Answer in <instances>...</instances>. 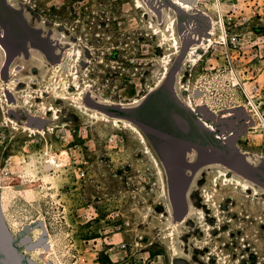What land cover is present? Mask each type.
<instances>
[{
  "label": "rangeland",
  "instance_id": "obj_1",
  "mask_svg": "<svg viewBox=\"0 0 264 264\" xmlns=\"http://www.w3.org/2000/svg\"><path fill=\"white\" fill-rule=\"evenodd\" d=\"M229 1L220 6L218 0H201L199 11L182 13L171 0H0V205L24 257L19 240L38 239L43 231L36 226L42 222L53 244L50 262L94 264L82 241L98 235L111 211H120L135 237L164 264H264V75L263 104L241 106L248 119L239 150L205 128L188 106L190 100L196 109L222 111L246 104L224 66L222 40L206 41L214 20L217 32L223 30L220 15L229 17ZM259 1L263 21H253V29L264 51V0ZM171 21L179 52L162 40ZM205 42L209 47L202 57L188 63L192 48ZM12 70L18 81L39 83L15 89L34 93L32 106L26 104L30 113L21 107L25 100H13L5 88L17 82L9 78ZM54 73L72 84L78 77L80 87L70 92L87 108L79 96L76 103H55L49 94L36 98L39 86L55 87ZM199 86L206 93L195 98ZM6 92L11 104L20 106L16 113L8 110ZM43 103L56 107L57 120L35 117ZM93 110L103 117L93 118ZM254 110L259 128L248 124ZM109 116L132 122L140 134ZM220 169L246 180L248 188L224 186ZM11 176L19 178V188L3 184ZM167 191L173 220L187 216L190 204L206 211L212 228L204 230L190 215L170 237ZM89 205L97 207L98 223L79 218ZM40 256L32 257L42 262Z\"/></svg>",
  "mask_w": 264,
  "mask_h": 264
},
{
  "label": "built area",
  "instance_id": "obj_2",
  "mask_svg": "<svg viewBox=\"0 0 264 264\" xmlns=\"http://www.w3.org/2000/svg\"><path fill=\"white\" fill-rule=\"evenodd\" d=\"M218 1L221 6V0ZM229 3V17L225 19L221 14L222 32L225 38L220 41L226 57L224 66L233 77L232 83H237L234 86H239L246 104L214 111L217 112L216 115L220 116L241 106L252 107V101L255 104L256 102L263 104L260 100L262 89L259 78L264 75V51L260 49L256 40L258 36L253 29V21H263V13L259 9L260 1L231 0ZM247 76L250 77L246 79ZM235 79L236 82H234ZM247 82L252 84L250 88L246 87L245 83ZM197 89L201 91V97H204L206 88L199 86ZM79 218L85 224L98 223L101 220L97 207L93 205L81 209ZM102 222L103 226L99 229L96 237L82 241L85 253L92 255L94 264H104L103 260L106 264H164L162 260L153 257L151 252L146 250L149 248V244H145L142 239L135 237L136 230L132 229L131 221L126 219L120 211H111ZM47 237L49 241V230ZM52 249L53 244H50L49 250ZM46 264L56 263L51 261Z\"/></svg>",
  "mask_w": 264,
  "mask_h": 264
},
{
  "label": "bare ground",
  "instance_id": "obj_3",
  "mask_svg": "<svg viewBox=\"0 0 264 264\" xmlns=\"http://www.w3.org/2000/svg\"><path fill=\"white\" fill-rule=\"evenodd\" d=\"M171 1L173 2V4L175 6H177L178 10L180 12H182V13H190L192 11H199L198 10L199 0H198V3L197 4H195V3L184 4L182 2V0H171ZM175 23L176 22H173V21H171L169 23V29L167 30V32L169 34H164L162 36V40H163V42H164L165 45L168 44L169 49H171L173 52H179V50H180V48H179V40H178V36H177V33H176V28H175L176 24ZM210 27H211L210 28L211 30H210V32L207 33L208 39L206 41H210V43H212L213 40H215V39H219V40H224L225 39L224 38V33L222 31L220 33L217 32V21L216 20H214L213 22L210 23ZM222 28H223V26H222ZM198 37H199V35H198ZM208 47L209 46H208L207 42H205L204 44H202L200 46H195L194 48H192V50L189 52L188 56L186 55L187 58H188L187 59V62L188 63H194V62L198 61L199 58L202 57L203 53L206 52V50L208 49ZM200 51H202V52H200ZM2 56L4 58L7 56V54H6L5 51H4V53H3ZM166 61H167V59L164 60V63H166ZM15 72H16L15 70H12L9 73V78H13V80L16 81L17 79H16ZM5 73H8V72H5ZM74 77L76 78V80L72 84L71 80H69L68 78H66V77H59L56 73L52 74L51 80H52V82H55L56 81L55 87L54 88H49L46 91L41 86H39V89H36L35 90V94L38 95L36 98L45 99L46 98V95L49 94L51 96L50 98H52L55 101V103L65 102L67 100H71V101L73 100V102H74L75 100L78 99V96L79 95L72 94L70 92L71 91V87H80V83L77 82V78L78 77L76 75H74ZM2 80H4V78H3V76H1V72H0V83H3ZM22 84H26L28 89H32L34 85H37L39 83H36V81L34 82V80H32V79H26V80H23V81H21V80L18 81L17 80V82H12V83L5 84V85H7V86H5V88H7V91H9V94H11V96L13 97V100L17 101L18 99H21V98L24 99L25 100V105H23L21 107L27 108V109H25V111L27 113H30L31 111H30V109H28L27 105L29 104V108L32 106L31 104H33L32 103L33 101H31V100H33L32 98H34V93H32L31 91L28 90V91L24 92L25 94L24 93L18 94L15 89L19 88ZM2 86H3V84H2ZM5 95H6L5 97H6V100H7L6 101L7 102V105L9 106V109L8 110H10V114L16 113L19 110V109L16 110V108H18V107L20 108V106H15L14 104H11L12 102L9 101L10 99H9V96H8L7 92H6ZM78 101H80L81 106L85 107L84 106V103H83L82 97L80 98V96H79V100ZM34 103H36V102H34ZM74 103H76V102H74ZM102 103H105L107 106L115 105L113 102H110V101H107V100L103 101ZM251 103H253V102H251ZM46 105H45V103H43V104H41V107L39 106L41 108L40 110H42L41 111L42 113H40L41 115H35V117L38 118V119H41L42 121L54 122L55 120H57L59 118L58 117L59 114L55 111L56 110V107L46 108ZM117 105L119 107H121V108H127V106L122 105V104H117ZM188 106L190 108H192L191 111L195 115H199V114H197L196 107H193V106L191 107V101L190 100H189ZM83 107L81 109H83ZM85 108H87V107H85ZM242 108L244 109L245 107H242ZM88 110H90V109H88ZM54 111H55L54 115L52 117H50V112H54ZM90 112H92V115H93L92 117L93 118L94 117H97V118L98 117L99 118L103 117V115L100 114L96 110H93V111H90ZM211 112H213L215 114L214 111H211ZM252 112L254 113V116L251 115L248 112L249 122L250 123H253V125H256V127L259 128L260 122H259V117H258V114H257L258 111L256 112V110H254ZM245 116H246V113H245ZM220 117L223 118V119H228V118H231L232 117V114L228 112V114H224L223 116L221 115ZM108 119L110 121H112L113 123H115V124L122 123L124 126H126L127 128H129L130 130H132L134 133L136 132L137 134H140L139 128L136 125H134L132 122H129V121H126V120L122 119V117L119 118V117L109 116ZM198 119H199V121L202 123V125L205 128L209 129V131L218 133L217 129L214 127V125L212 123H209V122L204 121L201 116ZM12 120L13 119L9 118V121H12ZM262 120L264 121V119H262ZM25 129H27V128H25ZM220 137H222V136H220ZM222 139L224 140L223 137H222ZM239 149H240V143L238 142L237 148L235 150H239ZM156 161L158 162L157 159H156ZM160 168H161V166H160ZM159 172H161V171H159ZM219 173L223 177V185L224 186H232V185H235L236 186L237 185V186L242 187V189H244V190L248 188L247 187L248 186V182L246 180H244V179L242 180V179L238 178L235 174H232L231 171H228L226 169H220L219 170ZM167 196H168L167 197L168 198L167 199L168 202L166 203V206H165V213H167L169 215V217L167 218L168 219L167 226L170 229V237H173V235H174L172 233V230H176V228L182 227V226H184L185 224L188 223L189 216L190 215L195 216V219L197 220V222L200 224V226L204 230H207V229L212 228V226H210L208 224L207 220H206V211L204 209H201V208H194L190 204H187V213H188L187 216H183L178 221L177 220H173L174 209H173V205L171 204V202L169 200L168 191H167ZM204 198L206 199V201L209 202V199L208 198H210V197L208 195H204ZM35 240H33V241H35ZM47 243H48V246H50V244H52V242L50 240L48 241V237H47ZM175 248H176V242H175V239L172 238V243H171V249H172V251ZM23 249H24V252L27 253V256L26 257L31 258L36 264H42V262H43V264L50 263L49 258L47 256L48 253H49V250L48 249L45 250L43 248H37L34 251H27L25 248H23ZM33 254H35L37 256L38 255H41L40 257H41L42 262L39 261L38 259H35L34 257H32ZM175 255H177V253H175Z\"/></svg>",
  "mask_w": 264,
  "mask_h": 264
},
{
  "label": "water",
  "instance_id": "obj_4",
  "mask_svg": "<svg viewBox=\"0 0 264 264\" xmlns=\"http://www.w3.org/2000/svg\"><path fill=\"white\" fill-rule=\"evenodd\" d=\"M184 4L188 3H198V0H182ZM195 98L201 97L202 93L199 89L194 90L193 93ZM229 113L235 114L241 118H247L245 116V111L243 108L233 109L228 111ZM225 112V113H228ZM197 113L206 122L212 123L217 129L218 134L224 138L225 143L230 147V149L235 150L239 139L246 133L247 126L244 123L239 125L237 121L233 118L223 119L220 116H216L211 112L206 106H200L197 109ZM224 114V113H223ZM135 121V120H134ZM236 151V150H235ZM44 170L47 169L44 165ZM19 178L11 176L3 181L4 185L12 184L13 186L19 188ZM36 227H40L43 233L36 239L32 241L31 236H24L19 240V243L27 251H34L37 248L48 249L47 243V230L44 227V223L39 222ZM0 264H36L31 258L24 257L22 251L18 249L15 243V239L10 232L4 216L2 214L0 205Z\"/></svg>",
  "mask_w": 264,
  "mask_h": 264
},
{
  "label": "flooded vegetation",
  "instance_id": "obj_5",
  "mask_svg": "<svg viewBox=\"0 0 264 264\" xmlns=\"http://www.w3.org/2000/svg\"><path fill=\"white\" fill-rule=\"evenodd\" d=\"M235 116H236V117L233 118V120L237 121L239 124H240V122H241V123L246 122V121H244L245 118H241V117H239V116H237V115H235ZM19 246L22 247V245H21L20 243H19ZM22 248H24V247H22Z\"/></svg>",
  "mask_w": 264,
  "mask_h": 264
}]
</instances>
